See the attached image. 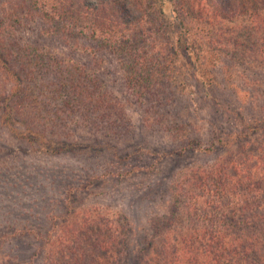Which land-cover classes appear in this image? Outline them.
Here are the masks:
<instances>
[{"label": "rangeland", "instance_id": "rangeland-1", "mask_svg": "<svg viewBox=\"0 0 264 264\" xmlns=\"http://www.w3.org/2000/svg\"><path fill=\"white\" fill-rule=\"evenodd\" d=\"M164 8L157 18L162 23L157 41H148L144 48L145 72L133 83L125 56L96 39L54 32L25 0H0V36L9 59L8 79H0V115L9 89L33 88L29 91L34 93L39 87L41 69L30 74L22 67L26 53L40 51L49 61L73 65L87 89L98 85L108 95L105 103L121 108L130 124L128 135L118 134L120 128L113 126L118 118L109 109L107 124L105 118L75 116L81 125L70 135L60 113L52 118L54 125L43 122L44 136L32 140L19 134L23 116L13 133L0 121V235L8 243L0 245V264H45L46 234L58 232L67 204L72 210L97 207L104 218L121 226L119 232L127 218L132 264L144 230L152 218L168 212L172 187L182 177L218 159L249 157L248 167L264 169V67L229 56L205 59L211 62L200 67L202 60L195 54L170 55L175 28L171 8ZM158 50L164 51L161 56L155 54ZM59 131L68 143L88 145L78 153L43 152V145L50 146L48 138ZM189 137L209 150H193ZM98 147L105 149L89 153Z\"/></svg>", "mask_w": 264, "mask_h": 264}, {"label": "trees", "instance_id": "trees-1", "mask_svg": "<svg viewBox=\"0 0 264 264\" xmlns=\"http://www.w3.org/2000/svg\"><path fill=\"white\" fill-rule=\"evenodd\" d=\"M25 1L54 32L96 39L106 49L128 58L125 70L133 83L139 81L142 70L145 72L144 48L148 41H157L162 26L157 18L165 6L171 8L175 28L170 55L195 54L202 60L200 67L211 62L205 59L218 56L246 61L243 63L258 69L264 67V0ZM3 44L0 36V79L7 81L5 64L9 59ZM163 52L158 50L155 54L161 56ZM26 54L25 66L21 67L30 74L41 69L42 80L34 93L29 91L33 88L9 89L2 97L0 121L11 133L16 132L13 125L23 116L24 128L19 134L37 140V136L45 134L44 123L50 121L54 125L52 118H59L61 113L72 135L70 130L81 125L73 119L75 116L100 121L105 118L107 124L112 109L111 116L118 118V123L113 124L120 128L118 134H129V119L125 116L124 120L122 109L112 102L105 103L108 95L98 85L97 89L82 85L81 74L73 65L57 63L58 60L50 63L40 51ZM64 92L66 97H62ZM60 132L57 138H48L50 146L43 145V152L78 153L88 145L68 143L60 139L66 137L59 136ZM187 142L195 151L209 150L200 147L194 137L187 138ZM104 149L92 148L89 153ZM244 158L218 159L206 169L192 171L177 181L170 193L168 212L150 220L132 264H264V169L252 170L247 166L249 157ZM90 210H72L69 204L64 207L58 232L46 234L45 264H129L130 221L126 218L125 229L119 232L121 226L104 218L102 210ZM3 236L0 235V245L8 244Z\"/></svg>", "mask_w": 264, "mask_h": 264}]
</instances>
